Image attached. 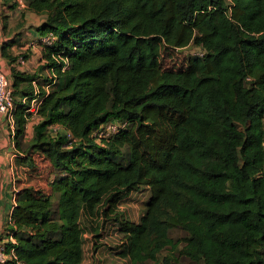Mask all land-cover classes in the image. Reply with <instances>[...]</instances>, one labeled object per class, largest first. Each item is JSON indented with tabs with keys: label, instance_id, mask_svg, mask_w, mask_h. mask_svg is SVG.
Returning a JSON list of instances; mask_svg holds the SVG:
<instances>
[{
	"label": "trees",
	"instance_id": "16d2710c",
	"mask_svg": "<svg viewBox=\"0 0 264 264\" xmlns=\"http://www.w3.org/2000/svg\"><path fill=\"white\" fill-rule=\"evenodd\" d=\"M24 8L45 14L38 30L51 42H42L35 72L12 67L16 162L33 168L38 154L56 174L48 192H17L8 264H91L83 215L143 188L137 222L103 221L117 227L131 264L166 249L194 264H264V0H25ZM13 40L1 50L11 63ZM190 45L200 51L185 66H163L165 49ZM33 99L39 120L26 139ZM112 122L114 131L96 134ZM174 229L187 235L175 239ZM100 243L91 259L104 264L110 241Z\"/></svg>",
	"mask_w": 264,
	"mask_h": 264
},
{
	"label": "crops",
	"instance_id": "0c3cea01",
	"mask_svg": "<svg viewBox=\"0 0 264 264\" xmlns=\"http://www.w3.org/2000/svg\"><path fill=\"white\" fill-rule=\"evenodd\" d=\"M44 19L45 14L36 13L18 4L10 8L0 0V70L10 72L11 81L12 67L26 72H35L42 62V35L38 27ZM9 40L13 42L7 48V52L17 57L13 63L1 51L4 42ZM24 53L28 54V57L22 60ZM42 75L48 77L50 72L47 70ZM40 84H43V81ZM38 120L39 117L32 114L26 125V139L31 137L33 125ZM17 155L15 123L6 116H0V242L8 241L10 238L9 229L12 225L16 193L23 186L31 185L20 176L19 169L24 167L16 162Z\"/></svg>",
	"mask_w": 264,
	"mask_h": 264
},
{
	"label": "rangeland",
	"instance_id": "374dc122",
	"mask_svg": "<svg viewBox=\"0 0 264 264\" xmlns=\"http://www.w3.org/2000/svg\"><path fill=\"white\" fill-rule=\"evenodd\" d=\"M193 46L190 45L185 49L180 48L176 50L165 49L161 57L163 66L165 68H179L185 66L186 56L189 55V53L191 54L192 50L200 51V48ZM46 71H44L43 73H46ZM4 73H6V75L9 78L10 72L4 71ZM9 81L10 83H12L10 78ZM36 158H37V164L35 167L29 169L24 167L19 169L20 176H22L28 183L30 182L31 186L36 188H41L43 191L48 192L50 190L49 182L56 173L46 159H44L42 156L38 154H36ZM148 196H149L148 189L143 188L141 191L132 192L125 196H122L121 198H118V200L113 202L111 205L105 206L100 203L96 205V207H94L93 209V211L95 210L96 212L93 213L90 212V210H88L87 213L83 215L82 223L83 226L85 227V248L87 255H89V258L91 260L90 262L91 264H102V263H97L91 259L92 257L91 253L94 248L96 247L98 248V246L101 245L100 241H103L104 243L105 241H110V245L106 246L104 250L106 253H109L108 255L112 257L108 258L107 261L104 262V264H131L129 258L122 253L121 249H124L123 244L120 241V236L118 234L117 235L115 234L117 227H115L111 221H108L107 223L105 222L103 223V221L107 217L110 219L111 218L115 219L120 223L125 222L128 223L129 225H132L133 223L137 222L140 216L143 214ZM102 223L104 224V226L102 225L104 229L100 228ZM116 225L118 224L116 223ZM102 230H104L103 238L95 239L96 238L94 236L95 233ZM171 235L175 239L176 238L183 239V237L186 236L187 234L180 229H174L171 231ZM106 253H104V255ZM104 255L101 252L97 254L99 259L105 258ZM144 264H194V263L191 262L188 258L182 257L178 250L173 251L171 249H166L159 255L156 261H149Z\"/></svg>",
	"mask_w": 264,
	"mask_h": 264
},
{
	"label": "built area",
	"instance_id": "2783aa9c",
	"mask_svg": "<svg viewBox=\"0 0 264 264\" xmlns=\"http://www.w3.org/2000/svg\"><path fill=\"white\" fill-rule=\"evenodd\" d=\"M16 1L18 2L19 6L25 7V0H16ZM42 42L50 43L51 35L42 36L41 43ZM22 60H24L23 57H22ZM38 105H39V101L37 99H33L31 102V108H30V111L33 112V114H36ZM14 109H15V103L13 99L11 83L6 73L0 70V116H6L14 122ZM30 119L28 121H30ZM116 127H117V124L114 122H112L111 124H108L107 126L103 125L100 127V129L96 131V134H99V136H102L105 133H110L114 131ZM55 129H57V127ZM67 134L69 137L72 136L71 133H67ZM15 201H16V196H15ZM9 237L10 238L8 241L0 242V263L1 264H8V260L16 258V249H15L14 244H16L17 242H16V239L13 233H9ZM10 243H11V246H9Z\"/></svg>",
	"mask_w": 264,
	"mask_h": 264
}]
</instances>
